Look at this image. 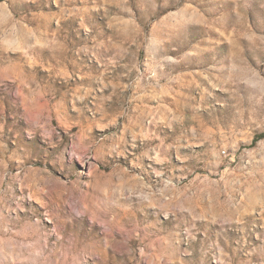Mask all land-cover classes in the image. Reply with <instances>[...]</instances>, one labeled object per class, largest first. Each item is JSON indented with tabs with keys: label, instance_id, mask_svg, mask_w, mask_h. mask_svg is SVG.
<instances>
[{
	"label": "rangeland",
	"instance_id": "374dc122",
	"mask_svg": "<svg viewBox=\"0 0 264 264\" xmlns=\"http://www.w3.org/2000/svg\"><path fill=\"white\" fill-rule=\"evenodd\" d=\"M0 264H264V0H0Z\"/></svg>",
	"mask_w": 264,
	"mask_h": 264
},
{
	"label": "trees",
	"instance_id": "16d2710c",
	"mask_svg": "<svg viewBox=\"0 0 264 264\" xmlns=\"http://www.w3.org/2000/svg\"><path fill=\"white\" fill-rule=\"evenodd\" d=\"M263 136H261V138H262Z\"/></svg>",
	"mask_w": 264,
	"mask_h": 264
}]
</instances>
